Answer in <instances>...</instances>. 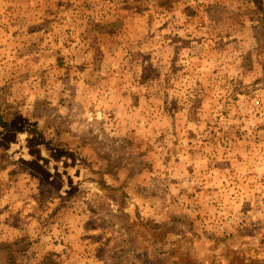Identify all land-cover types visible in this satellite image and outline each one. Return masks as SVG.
Returning a JSON list of instances; mask_svg holds the SVG:
<instances>
[{"label":"rangeland","instance_id":"obj_1","mask_svg":"<svg viewBox=\"0 0 264 264\" xmlns=\"http://www.w3.org/2000/svg\"><path fill=\"white\" fill-rule=\"evenodd\" d=\"M0 264H264V0H0Z\"/></svg>","mask_w":264,"mask_h":264}]
</instances>
